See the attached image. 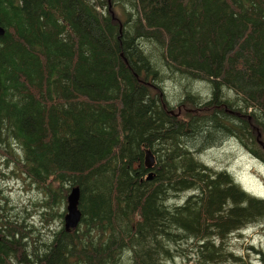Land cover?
<instances>
[{
	"label": "trees",
	"instance_id": "1",
	"mask_svg": "<svg viewBox=\"0 0 264 264\" xmlns=\"http://www.w3.org/2000/svg\"><path fill=\"white\" fill-rule=\"evenodd\" d=\"M0 26V154L59 219L0 196V264H187L189 244L194 264L241 263L225 240L264 200L199 156L235 138L264 161V0H0ZM75 187L66 232L51 206Z\"/></svg>",
	"mask_w": 264,
	"mask_h": 264
},
{
	"label": "rangeland",
	"instance_id": "2",
	"mask_svg": "<svg viewBox=\"0 0 264 264\" xmlns=\"http://www.w3.org/2000/svg\"><path fill=\"white\" fill-rule=\"evenodd\" d=\"M194 88L192 86V89ZM164 92L169 94L172 111L176 112V107L182 98L180 97L182 93L180 88L175 83L168 81L164 86ZM200 149L203 150L200 153L199 160L206 167L215 172L228 173L248 195L264 200V161L262 159L256 158L248 148L246 150L242 147L235 138H222L210 146H203ZM6 161L7 158L0 154V190L2 191L0 196L5 198L6 205L8 202L9 207L14 209L13 213L21 218L31 212L26 221L29 225L34 223L36 228H39L40 225H57L59 219L45 214L46 210L43 212L45 216L42 217L40 205L37 202L40 195L36 185L31 183L23 172L15 170L16 166L12 162L9 161V164L6 165ZM2 174L7 175V177L2 178ZM186 195H181L176 199L177 202L184 200ZM35 202L37 203L34 207ZM65 206V204L58 207L51 206V209H53L51 212L65 215ZM49 220L51 222H48ZM41 229L44 238H50L46 235L44 228ZM225 243L236 257L241 258V263L238 264H264V220L247 226L239 233L230 234ZM184 247L186 248L183 252L185 260L189 259L187 264H194V252L193 249H190L193 247L192 244ZM174 263L184 264L181 258H176ZM174 263L169 262L167 264Z\"/></svg>",
	"mask_w": 264,
	"mask_h": 264
},
{
	"label": "water",
	"instance_id": "3",
	"mask_svg": "<svg viewBox=\"0 0 264 264\" xmlns=\"http://www.w3.org/2000/svg\"><path fill=\"white\" fill-rule=\"evenodd\" d=\"M4 35V29L0 26V37ZM263 148V143L259 141ZM144 165L147 170H151L155 165V157L150 150L144 152ZM150 172L147 179L151 178ZM79 190L77 187L72 188L67 197L66 215L64 216V230L70 232L76 229L81 220V213L78 210Z\"/></svg>",
	"mask_w": 264,
	"mask_h": 264
}]
</instances>
